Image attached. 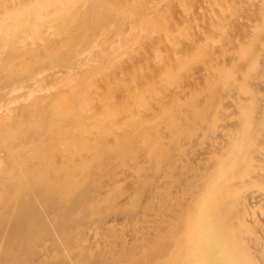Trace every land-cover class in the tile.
<instances>
[{"label":"rangeland","instance_id":"rangeland-1","mask_svg":"<svg viewBox=\"0 0 264 264\" xmlns=\"http://www.w3.org/2000/svg\"><path fill=\"white\" fill-rule=\"evenodd\" d=\"M0 1H2L0 2V8H2V6L14 0ZM142 1L85 0V3L82 1L81 5L80 1L74 6V8L77 7L74 11L73 8L67 11L66 15L63 14L65 20L61 16L63 20H60L66 22L63 23L65 27L62 25L61 30L66 27L68 29H63L60 37L49 36L52 43L48 42L50 41L49 38L47 44H50L45 47L42 46L40 48L42 52H39V49L33 54L35 58H32L33 55H31L25 60L28 63L23 62V65L20 62L17 65L15 63L17 61L12 60H15L17 56L18 51L16 49L2 50L1 48H4V46L0 44V145L3 143L0 147V264H199L195 257L191 255L192 251L196 250L195 245L211 229L221 234L218 235L220 242L217 241V245L215 244L216 246L211 251L216 255L214 259L225 257V255L230 259L215 264H249L245 262L248 257L253 260L252 264H264V222L262 221L264 219V179L262 178V173L264 175V137H262L264 136V0H249V2L252 1L250 4H253L254 1L255 5H252L255 6L254 8L245 6V4L250 5L249 2L245 3L248 0H241V2L234 0L235 3L232 2L233 0H228L229 2L227 0H204L209 5L213 1L217 2L216 6L218 8L214 9L213 18L207 17L210 11L206 10L209 9V7H206L208 6L206 2H203L204 6L203 4L197 5L200 9H195L190 5L196 0H185L184 3L183 0H177L180 3H178L179 6L178 4L175 6L176 10L178 8L176 11L174 5H172V0L166 1V3L169 1V4H165L164 0L159 2H157L158 0H155L156 2L144 0V3ZM197 1L198 4L200 0ZM142 3L144 6H142ZM145 3L151 8H146ZM150 3L153 4L150 5ZM186 3H188L190 11L188 8L185 9ZM239 3L242 7L239 6ZM156 4L158 6L160 4V6L154 11L155 14L153 12V14L148 13L147 11H150L152 6ZM139 5L142 8L145 7L144 11ZM183 5L184 9L182 8V10L187 11L184 13L182 11L181 15L180 9ZM166 6H169V8H166ZM201 6L206 9L203 10ZM226 6L230 7L231 10H233V7L234 11L237 9L236 7L238 9L240 7V10L237 9L239 13L241 12L242 17L246 13L248 18H243V22L239 17L240 14L237 16L234 11V13L232 11L230 13V9L226 12ZM173 7L176 15H174L175 12L171 13ZM249 8L252 12H249ZM169 10L171 11L169 12ZM196 11L197 13H195ZM192 12L195 14L199 12V16L204 14L201 17L198 15L196 17ZM228 12L230 16L227 15V18L225 15ZM190 13L191 15H189ZM210 13L212 14V12ZM15 14L17 18L15 15L14 17L18 21H16L17 23L23 21L20 19L21 17L18 18L20 16L18 13L15 12ZM183 15L186 20L190 17L188 23L192 20L195 22L192 21L193 23L190 22L189 25ZM234 15L237 17L234 18ZM131 16L137 19L131 20ZM153 16L157 18L155 19ZM167 17L172 18H169V21ZM177 17H184V19H180L182 22L185 21L178 24ZM204 17L212 19L216 26H213V21L208 19L207 22ZM256 17H259V19ZM100 18L101 20H99ZM124 18H129L127 21L130 20L131 26ZM195 18L199 19L200 22L202 21L201 23L205 20V23L209 26L200 24L199 20L197 21ZM236 18H240L243 22L242 26L240 25L242 22L236 20ZM171 20L178 25H182L179 26L180 31L178 25L176 27ZM231 20L236 23L237 21L238 23L241 22L239 27ZM245 20H248L250 24ZM105 21H109V25H115H111L112 28L114 27L111 30L116 32V36L114 35V37L113 34L107 35L104 41L108 39V36L117 38V35H119V44L117 41L114 42L116 39H112V37V40L110 38L109 41L107 40V42H110L107 45L106 42H103V39H99L100 35L102 38L105 37L102 32L98 35L95 32L91 33L92 35L88 34L91 25L94 24L95 26ZM119 22H124L123 26L125 24L124 27L127 26L126 28L133 26V29H127L128 33H125L126 28ZM86 23L89 25L88 27H86ZM194 23L197 27L200 24V28L197 29L193 25ZM210 23L212 24L211 29ZM228 23L232 25L229 28L230 30L227 28L229 27ZM80 24L83 26L82 28L79 27ZM117 24H120L119 27L124 32L119 27L116 28ZM244 24L249 27L245 25L248 29H245L246 31L243 28ZM201 26L207 27L202 28ZM77 27L79 30H76ZM170 27L178 29L179 44L177 43V45L179 46H177V52L181 51V54H178L180 58L175 61L176 63L163 65L160 61L166 56L162 54H165L168 49L166 54L170 53L171 47L169 45L166 49V44L164 42L159 44L158 40H161L160 37L163 34L165 36L169 34ZM189 27L191 32L194 30L198 32V34L196 32L197 35L193 32L196 38L193 33H191L193 37L190 35ZM16 28L19 29L20 25L17 24ZM96 28L98 29L99 25ZM199 29H202V33L199 32ZM249 29L251 32L253 31L252 34ZM187 30L189 33H187ZM218 30L222 33L219 34ZM65 31H67L66 34ZM213 31L219 33L214 34L215 39L208 40L209 32ZM236 31L239 35L241 34L239 38L243 36L242 39L245 41L238 38ZM247 31L248 33H246ZM143 32L146 33V37H144L145 35L142 36ZM223 33L225 35H222ZM229 33L235 34L233 37L236 38H232ZM128 34H130V38ZM183 34V38L187 42L183 41L182 38L180 39ZM202 35L204 37H201ZM152 36L154 39L156 38L155 41L158 43L157 52H154V57L157 59L155 58L154 61L151 60L153 56L149 53L145 52L144 54V50L140 53L139 48L138 51L135 49L138 46L137 42L142 37L147 40L148 37L152 38ZM165 36L162 38L163 41L170 37L166 36L165 38ZM199 36L201 39L204 38L201 42ZM229 37L236 40V42L229 40ZM90 38L91 40H89ZM190 38L192 40L195 38L196 45ZM217 39H222L224 43L226 41L228 44L225 43V45L222 40L217 42ZM97 40L98 42H96ZM204 40L213 45L209 46L206 42L205 46ZM62 41L67 42L62 44ZM77 41H80V44L73 45ZM99 41L103 42V44L101 43L102 47ZM17 42H13L12 46L15 47ZM150 42H145V44H150ZM168 42L170 43V41ZM253 42L256 43L255 46ZM217 43L223 44L225 47L218 46ZM105 44L107 48H103ZM214 44H217V47ZM133 45L137 46L133 48ZM202 45L206 49L204 47L201 49ZM147 46L143 48H147ZM46 47H54L55 49L53 48L50 50L52 52H48V49H45ZM100 47L103 49L100 50ZM209 47L216 48V50H212L215 51L213 55L212 51L209 52H212L211 54L208 53L212 49ZM222 47L225 49L227 47L229 50L231 47L235 48H231V52L228 50V54L222 52L225 51V49L222 50ZM132 49L134 50L133 53ZM86 50L89 51L86 52ZM218 50H221L222 56ZM101 51L106 52L102 55ZM217 51L223 60L220 56H217L219 55ZM130 52L133 58H129ZM234 53L237 56L233 55ZM226 54L230 55V58L232 57V61ZM134 55H137V58ZM148 55H150V58ZM168 55L172 57V54ZM209 55L211 56L209 57ZM7 59L11 61L9 62ZM138 59L142 61L141 66L139 63L137 65V62H141ZM145 59H150V62L147 63L149 60L146 61ZM237 59L239 62L243 61L241 63L237 61L239 64H236ZM156 60L160 63L158 65L156 63L155 68L153 66ZM2 61H7L9 64ZM128 61H131L129 64L131 66L128 65ZM51 62L53 65L50 64ZM145 62L149 67L146 68ZM229 63L231 64L229 65ZM125 64L126 66H124ZM159 65L164 66L165 69L168 66L169 68L168 71L166 70L167 73L165 72L162 77L157 78L158 70L156 71V69ZM128 66L131 68L133 66L137 70L135 71ZM161 67H158V69ZM141 68L142 72L139 70ZM143 68L147 71L144 72ZM137 71L139 73H136ZM151 72L155 74V77L151 76ZM106 73H109L108 76ZM133 73H135V76ZM102 74L106 75L108 80L103 78ZM131 76L133 77L131 78ZM150 77L157 80L149 79ZM102 78L107 80L105 81L107 84L104 82V87L98 89L97 84ZM150 80L154 83H150ZM82 81L85 82V86L82 85ZM132 82L134 85H132ZM140 84L142 85L140 86ZM94 85H96L97 90ZM153 85L157 86H155L154 92L151 90ZM136 86L138 92L135 95L133 93L135 89L133 88H136ZM228 88L234 90L231 92L226 91L229 90ZM32 90L39 94L31 95L30 91ZM98 90H102L99 96ZM179 90L186 92L188 96L182 94L183 92L180 93ZM226 92H228V95H226ZM118 95L121 100H125V103L123 101L125 105L119 110L116 107L111 108L110 103L111 98L114 96L113 100H116L119 98ZM95 97H97V101ZM199 99H201L200 102ZM255 100L257 101L255 102ZM222 104H224V107ZM231 109H233V113ZM234 111H236V114ZM146 112L150 115L147 116ZM239 126L240 128H238ZM219 129L223 131H221L224 134L222 137L221 133L218 134ZM118 130L119 132L116 133ZM249 130L251 131L248 132ZM208 131L210 132L209 136H207ZM159 132L162 133L163 138ZM198 132H201V135ZM251 132L255 137H251ZM241 135H243V138ZM219 140L221 143H218ZM203 146L205 147L204 150ZM219 146L223 148L215 150ZM200 147L202 148L200 149ZM206 148L208 149L206 150ZM209 148L212 150H209ZM196 150H202L198 151L200 155ZM200 152L203 154L208 153L205 156ZM202 155L204 157H201ZM224 156L225 159L227 158V162L232 161L229 166L228 163L225 164ZM214 159L217 165H215ZM237 159L239 160L236 161ZM233 161H236V163ZM1 162L3 163L1 164ZM220 164H223L221 171ZM229 169L228 173L227 170ZM118 173H125L123 177L127 181L120 179L119 176L122 175ZM259 173H261L258 176L260 180L258 177L256 179L251 176V174L258 175ZM131 175L132 177H130ZM133 176L135 177V183L132 185ZM120 180L121 182H119ZM128 180L130 183H128ZM235 182L237 183L235 184ZM248 192L251 194V197L248 198L250 201L247 199L249 196H245ZM259 192L263 194H259ZM193 195L194 201L191 200ZM258 195L260 198L257 197ZM186 196H189L188 200L185 199L188 198ZM202 197L205 200H202ZM227 199L231 200L227 202ZM196 202L199 203L198 206ZM190 203L193 206H190ZM194 205L197 206V209ZM186 206L187 208H185ZM189 206L198 211L193 214L197 217L195 216L194 226L190 233L187 228L193 210H190ZM187 210L190 212L188 213ZM232 211L237 212L233 213ZM255 226L259 227L257 231ZM200 230L201 232H199ZM236 234H239V237ZM92 241L95 243L93 244ZM236 241H238L237 244ZM205 243H209V241L205 240ZM83 245H86V251L80 254V248ZM214 259L211 263L214 262ZM234 260L237 263H234Z\"/></svg>","mask_w":264,"mask_h":264},{"label":"bare ground","instance_id":"bare-ground-1","mask_svg":"<svg viewBox=\"0 0 264 264\" xmlns=\"http://www.w3.org/2000/svg\"><path fill=\"white\" fill-rule=\"evenodd\" d=\"M81 1V2H80ZM82 1L84 2L85 0H14V1H12V2H10V3H8L7 5H4V6H2V8H0V44H2L3 46H4V48H1L2 50L3 49H5V50H7V49H16L17 51H18V53H17V56H16V58H15V60L14 59H12L13 61H17V62H15L16 64L18 63V62H20L21 64L23 63V62H25V60L26 59H28L31 55H33V54H35L42 46H46V45H48V44H50V43H48L47 44V41H48V39L50 38L49 36H54V37H60L61 36V33H63L62 32V30L63 29H68L67 27L66 28H63L62 30H61V28H62V25H63V23L65 22H62L60 19H64L65 17L63 16V14H65L67 11H70V10H72L73 8H74V6H76L77 5V3H79L80 2V5H81V3H82ZM109 1V0H108ZM144 1V0H143ZM142 1V2H143ZM152 0H150V2H151ZM155 0H153V2H154ZM157 1V0H156ZM155 1V2H156ZM160 0H158L157 2H159ZM166 1L167 0H164V3L165 4H167L169 1H171V0H169L167 3H166ZM184 1L185 0H183L182 2L184 3ZM192 1V0H191ZM217 1V0H216ZM216 1H213V3L211 2L210 3V5L207 3V1H204V0H200L199 1V3L197 4V0L196 1H194V2H192V4L190 5L192 8H195V9H200V7L198 8V6L197 5H201V4H203V2L205 3L206 2V5H208V6H206V7H209V9H206L205 7L203 8L202 6H201V8H203V10L204 9H206V10H209L210 12H212V14L210 13H208V16L207 17H209V18H213L212 16H213V11H214V9L215 8H218V6H216L217 5V2ZM218 1H221V0H218ZM228 1V0H227ZM229 1H231V0H229ZM228 1V2H229ZM240 2H241V0H239ZM0 2H2V1H0ZM146 2V1H145ZM162 2V1H161ZM172 2V5H174V7L178 4V3H180V2H178L177 0L175 1H171ZM173 2H175V4H173ZM188 2V1H187ZM232 2H234V0L232 1ZM231 2V3H232ZM248 3L249 2V0L248 1H245V3ZM85 3V2H84ZM112 3V2H111ZM144 3V2H143ZM143 3H142V6H144L143 5ZM147 3H148V1H147ZM147 3H145V7L147 8L148 7V9L149 8H151V6H148V4ZM163 3V2H162ZM189 3V2H188ZM188 3H186L187 5H186V8L185 9H187L189 6H188ZM191 3V2H190ZM219 3H221V2H219ZM235 3V2H234ZM234 3H232V4H234ZM244 3V2H243ZM250 3H252V1H250L249 2V4ZM3 4V3H2ZM94 4V3H93ZM146 4H147V6H146ZM151 4H153V3H150V5ZM169 4V3H168ZM182 4V3H181ZM225 4V3H224ZM240 4V3H239ZM253 4H254V1H253ZM253 4H250V5H248V4H245V6H249V7H253L252 5ZM1 5V4H0ZM79 5V4H78ZM162 5V4H161ZM171 5V4H170ZM244 5V4H243ZM255 5V4H254ZM262 5V4H261ZM106 6V5H105ZM126 6V5H125ZM137 6V5H136ZM140 6V5H139ZM142 6H140L141 8H142ZM159 6H160V4H159ZM158 6V4H156V5H154V6H152V9H150V11H147L148 13H154V11L156 10V8H158L159 7ZM164 6V5H163ZM178 6H179V4H178ZM203 6H204V4H203ZM225 6V5H224ZM223 6V7H224ZM230 7H231V5H229ZM237 6H238V4H237ZM240 7H242L241 6V4L239 5ZM263 6V5H262ZM80 7V6H79ZM104 7V6H103ZM114 7V6H113ZM138 7V6H137ZM145 7H143L142 8V10L143 9H145ZM172 7V6H171ZM174 7H173V11H171V10H169V12L171 11V13L172 12H175L174 11ZM227 7V6H226ZM230 7H227L226 8V12L229 10V12L230 11H232V13H236L237 14V16H239V14L241 15V16H239L240 18H241V20L243 21V18H248V15L246 14V13H244L243 15V17H242V14H241V12L239 13V11L238 10H240L241 8L239 7V9H238V7H236L237 9H235V11H234V8L232 7V9L233 10H231V8ZM255 7V6H254ZM253 7V8H254ZM257 7V6H256ZM77 8V7H76ZM76 8H74L73 9V11L76 9ZM133 8V7H132ZM131 8V9H132ZM139 8V7H138ZM166 8H169V6H166ZM182 8L184 9V5H183V7H181V9H180V14L182 15V11H183V13L184 12H186V11H184V10H182ZM258 8V7H257ZM257 8H255V9H257ZM161 9V8H160ZM194 9V10H195ZM250 9V8H249ZM79 10V9H78ZM126 10V9H125ZM136 10V9H135ZM175 10H176V7H175ZM177 10H178V8H177ZM176 10V11H177ZM188 10L190 11V9L188 8ZM222 10V9H221ZM258 10H261V9H258ZM14 11V12H13ZM108 11V10H107ZM133 11V10H132ZM144 11V10H143ZM217 11V10H216ZM223 11V10H222ZM234 11V12H233ZM238 13H237V12ZM242 11H243V8H242ZM15 12L16 13H18L20 16L18 17V18H20V19H22L23 21H19V23H17L18 21L17 20H15V17H16V14H15ZM72 12V11H71ZM76 12V11H75ZM160 12V11H159ZM162 12V11H161ZM201 12V11H200ZM205 12V11H204ZM206 12H208V11H206ZM229 12L228 13H226V15L225 16H230L229 15ZM249 12H252V10L250 9V11ZM88 13V12H87ZM145 13V12H144ZM152 13V14H153ZM163 13V12H162ZM171 13H170V15H171ZM178 13V12H177ZM195 13H197V11L195 12ZM195 13H193L192 12V14H195ZM220 13V12H219ZM231 13V12H230ZM67 14V13H66ZM65 14V15H66ZM72 14V13H71ZM121 14H123V13H121ZM130 14V13H129ZM133 14V13H132ZM132 14H130V15H132ZM155 14V13H154ZM173 14V13H172ZM187 14V13H186ZM186 14H184V15H186ZM204 14V13H203ZM202 14V15H203ZM217 14V13H216ZM251 14V13H250ZM14 15H15V17H14ZM120 15V14H119ZM134 15V14H133ZM168 15V14H167ZM167 15H165V16H167ZM169 15V16H170ZM174 15H176V12L174 13ZM183 15V16H184ZM189 15H191V13L189 14ZM196 15V17H197V15L199 16L200 15V13L198 12V14H195ZM201 15V16H202ZM220 15V14H219ZM61 16H62V18H61ZM104 16V15H103ZM126 17H130L129 15L127 16V15H125ZM134 16H136V15H134ZM157 16V15H156ZM172 16V15H171ZM180 16V15H179ZM187 16V15H186ZM201 16H199V17H201ZM228 16H227V18H228ZM237 16H235L234 15V18L235 17H237ZM257 16H258V14H257ZM106 18H107V16H105ZM124 17V16H123ZM176 17V16H175ZM185 17V16H184ZM184 17H177L178 18V21H179V23L178 24H180V22H182L181 21V19H184ZM193 17V16H192ZM191 17V18H192ZM195 17V16H194ZM205 17H206V14H205ZM204 17V18H205ZM17 18V17H16ZM94 18H95V16H94ZM102 18V17H101ZM101 18L99 19V20H101ZM153 18H157V17H154L153 16ZM168 19L170 18V17H167ZM172 18V17H171ZM170 18V19H171ZM174 18V17H173ZM181 18V19H180ZM203 18V19H204ZM209 18H205L206 19V21L209 19ZM227 18H225V19H227ZM240 18H236V20H239V21H241L240 20ZM256 18H258L259 19V17H256ZM19 19V20H20ZM62 19V20H63ZM104 19V18H103ZM122 19V18H121ZM126 21H127V19H129V18H124ZM132 19H134V20H136L135 18H132V16H131V20ZM170 19H169V21H170ZM194 19V18H193ZM196 19V18H195ZM203 19H201V20H203ZM217 19V18H216ZM249 19H253V18H249ZM65 20V19H64ZM89 20V19H88ZM91 20V19H90ZM95 20H98V19H95ZM98 20V21H99ZM162 20V19H161ZM185 20H186V17H185ZM185 20H183V22L185 21ZM188 20H190V17H189V19ZM188 20H186V23H188ZM197 20V19H196ZM199 20V19H198ZM197 20V21H198ZM213 21L212 19H209V21ZM224 20V19H223ZM233 20V19H232ZM231 20V21H232ZM17 21V22H16ZM94 21V20H93ZM113 21V20H112ZM119 21V20H118ZM126 21H124L125 22V24H127V22H129V24L128 25H130V20H128L127 22ZM139 21H140V19H139ZM173 21H175V19H173ZM172 20H171V22H173ZM193 22H195L194 20H192ZM192 21H189V25L191 24L190 22H192ZM204 22L203 23H201L200 22V20L198 21V22H200V24H207V23H205L206 21L205 20H203ZM230 21V20H229ZM241 21V22H242ZM246 22H248V20H245ZM123 22V23H124ZM170 22V23H171ZM176 22V21H175ZM175 22H173V24L175 23ZM182 22V23H183ZM192 22V23H193ZM208 22V21H207ZM218 22V21H217ZM223 22V21H222ZM225 22V21H224ZM227 22H228V20H227ZM226 22V23H227ZM233 22V21H232ZM240 22V23H241ZM244 22V21H243ZM243 22H242V24H240V23H238V21H237V23L236 22H233V23H236L237 24V26L239 27V24L242 26L243 25ZM251 23H252V21H250ZM255 22V21H254ZM253 22V23H254ZM259 22H260V20H259ZM66 23V22H65ZM88 23V22H87ZM86 23V24H87ZM90 23V22H89ZM97 23V22H96ZM99 23V22H98ZM117 23V22H116ZM120 23V22H119ZM123 23L121 22L120 24H122V26H123ZM132 23V22H131ZM162 23H163V21H162ZM161 23V24H162ZM169 23V22H168ZM168 23H167V27H168ZM169 23V24H170ZM216 23V22H215ZM17 24L18 25H20V28L18 29V28H16L17 27ZM120 24L118 25L117 24V27L116 28H118L119 26H120ZM125 24H124V26H125ZM133 24V23H132ZM177 23H175L174 25L177 27V25H178ZM200 24H199V28H200ZM211 24V23H210ZM212 24H214V21L212 22ZM212 24L210 25V29L212 28ZM218 24V23H217ZM248 24H250L249 22H248ZM14 25H16V26H14ZM99 25V28L97 29L96 27ZM112 26H115V25H113V24H111ZM111 25H109V21H105V22H100L99 24H96L95 26H94V24L93 25H91L90 26V33H88L89 35L91 34V33H94L95 32V34L96 35H98V34H100L101 32L105 35V37L104 38H102V36L100 35L98 38L99 39H103V42H106V44L107 43H110V42H107V40L110 38L109 36H108V39L107 40H105L104 41V39H106L107 37V35H112L113 34V36L115 35L116 36V32H114V30L112 31L111 29H114V27L112 28L111 27ZM185 25V24H184ZM194 26L196 25L195 23L193 24ZM208 25V24H207ZM228 25H229V27H227L228 29L232 26L231 24H229L228 23ZM245 25L248 27V25L247 24H244V26H243V28H244V30L245 29H247L246 27H245ZM81 26V24L79 25V27ZM84 26H86V25H84ZM89 25L87 24V26L86 27H88ZM121 26V27H122ZM123 26V27H124ZM131 26V25H130ZM165 26V25H164ZM170 26V25H169ZM179 26H182V25H178V29H179V31H180V28H179ZM188 26V25H187ZM186 26V27H187ZM209 26V25H208ZM213 26H216L215 24L213 25ZM227 26V25H226ZM235 26V25H234ZM63 27H65L64 25H63ZM83 26H81V28H82ZM122 27V28H123ZM127 27V26H126ZM126 27H124V28H126ZM172 27V26H171ZM170 27V28H171ZM176 27L173 29V28H171V29H169V34L168 35H166L167 37H169L168 39H170V40H168L167 38H166V36L163 34V36H165V40L167 41H163L162 40V38H163V36L162 37H160V39L162 40H160L161 41V43H160V41L158 40V43L159 44H163V42H164V44H166V49H168V47H169V45H170V47H171V49H170V51L172 52H170V53H167L166 54V52L169 50H166V52H165V54H162V55H165L166 57L165 58H163L160 62L163 64V65H169L170 63H171V65H172V63L174 62V63H176L175 61L177 60H179V53L181 52H177V46H179V45H177V43L179 42L178 40H179V32H178V29H176ZM193 27V26H192ZM197 29H198V27L197 26H195ZM202 27V26H201ZM204 27H207V26H204ZM204 27H202V28H204ZM78 28V27H77ZM133 29V26L132 27H129V28H126V31H125V33L128 31L127 29ZM169 28V27H168ZM167 28V29H168ZM235 28V27H234ZM249 28V27H248ZM76 29V28H75ZM119 29H120V27H119ZM189 29H190V27H189ZM209 29V28H208ZM208 29H206V30H208ZM225 29V28H224ZM227 29V30H228ZM76 30H79V28L78 29H76ZM82 30V29H81ZM120 30H122V29H120ZM141 30V29H140ZM201 30L202 29H199V32H201ZM220 30V29H219ZM218 30V31H219ZM230 30V29H229ZM241 30H242V28H241ZM248 30V29H247ZM73 31V30H72ZM132 31V30H131ZM167 31V30H166ZM203 31H204V29H203ZM211 31V30H210ZM221 31H223L222 29H221ZM221 31H219V32H217V31H213V32H209L210 34H209V39L208 40H210V39H212V38H214V34H217V33H219V34H221L222 32ZM243 31V30H242ZM246 31V30H245ZM249 31H250V29H249ZM66 32L67 31H65V34H66ZM69 32V31H68ZM122 32H124L123 30H122ZM195 34H196V32H195V30L193 31ZM193 32H191V29H190V35L192 36V34L191 33H193ZM206 32V31H205ZM217 32V33H216ZM234 32H235V29H234ZM237 32V31H236ZM244 32V31H243ZM251 32V31H250ZM253 32V31H252ZM252 32H251V34H252ZM81 33V32H80ZM83 33H84V31H83ZM87 33V32H86ZM118 33V32H117ZM128 33V32H127ZM131 33V32H130ZM137 33V32H136ZM153 33V32H152ZM184 33V32H183ZM187 33H189L188 32V30H187ZM193 33V36L195 35ZM202 33V32H201ZM226 33H228V32H226ZM233 33V32H232ZM246 33H248V31L246 32ZM64 34V35H65ZM69 34H71V32H69ZM74 34V33H73ZM102 34V35H103ZM120 34V33H119ZM167 34V33H166ZM185 34V33H184ZM184 34L182 35V37H180V39L182 38V40L183 41H185V42H187L186 40H185V38H183V36H184ZM197 34H198V32H197ZM196 34V35H197ZM206 34V33H205ZM208 34V33H207ZM237 36H238V38H239V36L241 35H239V33L237 32ZM63 35V36H64ZM67 35H68V33H67ZM77 35V34H76ZM76 35H74V36H76ZM92 35V34H91ZM103 35V36H104ZM129 36V38H130V34H128ZM145 35V36H144ZM148 35H151V34H148ZM188 35V34H187ZM201 35V34H200ZM222 35H225L224 33L222 34ZM229 35L230 36H232V38H236V37H233V36H235V34L233 35V34H230L229 33ZM249 35H250V33H249ZM256 35V34H255ZM263 35V34H262ZM71 36V35H70ZM95 36V35H94ZM113 36H111V38L113 37ZM114 36V37H115ZM119 35H117V38H112V39H116L114 42H116L117 41V43H118V40L120 39L119 37H118ZM135 36V35H134ZM142 36H144V37H146V33L144 34V32H143V34H142ZM181 36V35H180ZM192 36V37H193ZM216 36V35H215ZM252 36H254V35H252ZM68 37H69V35H68ZM89 37H91V36H89ZM186 38H187V36H185ZM195 38H196V36H194ZM200 37V36H199ZM201 37H204V35H202ZM201 37L199 38L200 39V42L204 39H201ZM226 37H227V34H226ZM225 37V38H226ZM243 37V36H242ZM242 37L241 38H239V39H241V40H244V39H242ZM246 37V36H245ZM263 37V36H262ZM71 38H73V37H71ZM70 38V39H71ZM77 38H79V37H77ZM85 38V37H84ZM92 38V37H91ZM91 38L89 39V40H91ZM97 38V39H98ZM110 38V39H111ZM132 38V37H131ZM140 38V37H139ZM149 38L150 37H148L147 38V40H146V38L144 39L143 37L141 38V40L140 41H138L137 43H138V46L137 45H133V48H134V46H137V47H135V49H136V51H138V48L140 49L139 51H140V53L143 51L144 52V54H145V52H147V54L149 53L150 55H152L153 57L155 56V53L157 52V48H158V43H157V41H155V39H154V37L152 36V38H150V41H153V42H150L149 41ZM194 38V39H195ZM220 38V37H219ZM222 38V37H221ZM231 37H229V40H231V41H233L234 39H232ZM247 38V37H246ZM245 38V39H246ZM56 39V38H55ZM66 39V38H65ZM98 39V40H99ZM111 39V40H112ZM151 39H154V40H151ZM159 39V38H158ZM191 39V38H190ZM192 40L193 42L195 41V40ZM199 39H197V40H199ZM206 39V38H205ZM215 39V38H214ZM51 38H50V41H48V42H51ZM85 40V39H84ZM88 40V41H89ZM98 40L96 41V42H98ZM146 40V41H145ZM220 40H222V39H217V42H221ZM247 40V39H246ZM257 40V39H256ZM15 41H18L17 42V44L15 45V47H14V45L12 46V44H14L13 42H15ZM57 41V40H56ZM67 41H68V39H67ZM67 41H64V42H67ZM100 41H102V40H100ZM99 41V42H100ZM109 41V40H108ZM120 41V40H119ZM134 41V40H133ZM168 41H170V43L168 42ZM181 41V40H180ZM190 41V40H189ZM245 41V40H244ZM259 41V40H258ZM261 41V40H260ZM54 42H55V40H54ZM54 42H53V45H54ZM58 42H59V40H58ZM63 41H62V44L64 43ZM103 42H100L99 44H100V46L102 47V44H103ZM145 42L146 43H148V42H150V44H145ZM166 42V43H165ZM182 42V41H181ZM184 42V43H185ZM204 42V45L206 46V42L209 44V46L210 45H213V44H210V42H208L207 40L205 41H203ZM203 42H202V44H203ZM222 42L224 43V41L222 40ZM236 42V40H234V43ZM240 42H242V41H240ZM247 42V41H246ZM52 43V42H51ZM60 43V42H59ZM102 43V44H101ZM168 43V44H167ZM212 43H213V40H212ZM225 43L226 44H228V42H226L225 41ZM224 43V44H225ZM230 43H233V42H230ZM243 43V42H242ZM254 43V42H253ZM78 44H80V41H77L75 44H73V45H78ZM92 44H94V43H92ZM96 44V43H95ZM105 44V45H106ZM119 44V43H118ZM145 44V45H144ZM179 44V43H178ZM181 44V43H180ZM194 44H195V42H194ZM199 44V43H198ZM207 44V45H208ZM218 44V43H217ZM217 44H214V46H216ZM225 44V45H226ZM237 44V43H236ZM257 44H258V42H257ZM60 45V44H59ZM86 45V44H85ZM105 45H103L104 47L103 48H107V45L105 46ZM144 45V46H143ZM186 45H187V43H186ZM190 45V44H189ZM192 45V44H191ZM196 45V44H195ZM220 45V43L218 44V46ZM234 45V44H233ZM238 45V44H237ZM254 46L256 45V43H254L253 44ZM91 46V45H90ZM93 46V45H92ZM111 46V45H110ZM145 46H147V48H143V47H145ZM168 46V47H167ZM181 46V45H180ZM188 46V45H187ZM220 46H223V44L222 45H220ZM232 46V45H231ZM54 47H55V45H54ZM54 47H50V48H48V47H46L45 49H48V52H52V51H50V50H52ZM84 47V46H83ZM88 47V46H87ZM87 47H86V49H87ZM97 47V46H96ZM95 47V48H96ZM100 47V50L101 49H103V48H101ZM184 47H185V44H184ZM204 46L202 45L201 46V49L203 48ZM217 47V46H216ZM223 47H225V46H223ZM222 47V50H224L225 48H223ZM258 47H260L259 45H258ZM92 48H94V47H92ZM91 48V49H92ZM94 48V49H95ZM98 48H99V45H98ZM120 48H121V46H120ZM160 48V47H159ZM163 48V47H162ZM180 48V47H179ZM187 48V47H186ZM191 48V47H190ZM205 48V47H204ZM209 48H212V47H209ZM208 48V49H209ZM228 48H230V47H228ZM231 48H235V47H231ZM231 48H230V50H231ZM257 48V47H256ZM0 49V50H1ZM55 49V48H54ZM206 49V48H205ZM218 49V48H217ZM237 49H238V47H237ZM99 50V49H98ZM99 50V51H100ZM118 50V49H117ZM182 50V49H181ZM185 50V49H184ZM212 50H216V48H212L211 50H209L208 51V53L210 52V51H212ZM229 49H227V47H226V49H225V51H222V52H227ZM229 50V52H231ZM239 50H240V48H239ZM257 50V49H256ZM263 50V49H262ZM10 51V50H9ZM8 51V52H9ZM41 51V49L39 50V52ZM89 51V50H88ZM87 50H86V52H88ZM107 51V50H106ZM106 51H101L102 52V55H103V53L104 52H106ZM132 51V53H133V49L131 50ZM178 51H179V49H178ZM202 51V50H201ZM218 51H220V53H221V50H218ZM217 51V52H218ZM234 51V50H233ZM252 51H254V50H252ZM42 52V51H41ZM101 52H99L100 54H101ZM155 52V53H154ZM207 52V51H206ZM213 52V51H212ZM211 52V53H212ZM234 52H237V51H234ZM255 52V51H254ZM260 52V51H259ZM83 53V52H82ZM151 53H153V54H151ZM164 53V52H163ZM202 53V52H201ZM211 53H209V54H211ZM215 53V51L212 53V55ZM228 53V52H227ZM233 53V52H232ZM231 53V54H232ZM252 54H253V52H251ZM256 53V52H255ZM42 54V53H41ZM40 54V55H41ZM88 54V53H87ZM137 55L139 54V52L138 53H136ZM147 54H146V56H147ZM168 54H172V57H171V55L169 56ZM181 54V53H180ZM218 54H219V52H218ZM229 54V53H228ZM228 54H226V56L228 55ZM238 54H240V53H238ZM242 54V53H241ZM240 54V55H241ZM130 57L129 58H131L133 55H131V52H130ZM136 55V56H137ZM141 55H143V53L141 54ZM150 55H148V57L150 58ZM169 57H168V56ZM183 55V54H182ZM233 55H235V53L233 54ZM233 55H231V56H233ZM243 55V54H242ZM49 56V55H48ZM62 56V55H61ZM135 55H134V57H136ZM151 56V57H152ZM211 55H209V57H210ZM218 57L220 56V54L219 55H217ZM221 56H222V53H221ZM220 56V57H221ZM235 56H237V55H235ZM100 57V56H99ZM143 57V59L145 58L144 57V55L142 56ZM151 58V60L153 59V61H154V59L156 58V57H154V58ZM160 57V56H159ZM208 57V58H209ZM214 57V56H213ZM12 58V57H11ZM32 58H35L34 57V55H33V57ZM102 58V57H101ZM133 58V57H132ZM137 58V57H136ZM140 59H142L141 57H139ZM207 58V59H208ZM212 58V57H211ZM226 57H225V55H224V59H225ZM228 58L229 59H231L230 58V55H228ZM243 58V57H242ZM10 59V58H9ZM9 59H7V61H11V60H9ZM96 59V58H95ZM140 59H138V60H140ZM147 59V58H146ZM145 59V60H146ZM157 59V58H156ZM159 59V58H158ZM216 59V58H215ZM214 59V60H215ZM221 59H222V57H221ZM233 59H235V58H233ZM249 59V58H248ZM264 59V58H263ZM30 60V59H29ZM53 60V59H52ZM60 60H62V59H60ZM84 60V59H83ZM86 60V59H85ZM88 60V59H87ZM134 60V59H133ZM133 60H131L132 62H133ZM137 60V59H136ZM149 60V61H148ZM148 60H146V61H148L147 63H149L150 62V59H148ZM220 60V59H219ZM223 60V59H222ZM251 60V59H250ZM6 61V62H7ZM13 61H12V63H13ZM33 61V60H32ZM51 61V60H50ZM54 61V60H53ZM82 61V60H81ZM130 61V62H131ZM141 61V60H140ZM153 61H152V63H153ZM217 61V60H216ZM227 61H228V59H227ZM230 61V60H229ZM231 61H232V59H231ZM238 61V59L236 60V62ZM243 61V60H242ZM241 61V62H242ZM247 61V60H246ZM245 61V62H246ZM260 61V60H259ZM3 62V61H2ZM5 61L3 62V63H6ZM36 62V61H35ZM129 62V61H128ZM127 62V63H128ZM130 62L128 63V65L130 64ZM143 62H144V60H143ZM160 62H158L157 60H156V62L154 63V66L153 67H155V65H156V63H157V65H158V63H160ZM224 62H225V60H224ZM239 62V61H238ZM236 63V64H239V63H241V62H239V63ZM249 62V61H248ZM261 62V61H260ZM8 63V62H7ZM25 63H28V62H25ZM84 63V62H83ZM126 63V64H127ZM138 63H139V65L142 63V61L141 62H137V65H138ZM146 63V62H145ZM147 63H146V65H147ZM9 64V63H8ZM33 64V63H32ZM50 64H52V62L50 63ZM126 64L124 65V66H126ZM136 64V63H135ZM135 64H132V65H135ZM151 64V63H150ZM149 64V65H150ZM225 64V63H224ZM231 63H229V65H230ZM244 64V63H243ZM10 65H12L11 63H10ZM14 65V64H13ZM18 65V64H17ZM16 65V66H17ZM23 65V64H22ZM44 65V64H43ZM53 65V64H52ZM72 65V64H71ZM142 65V64H141ZM140 65V66H141ZM145 65V64H144ZM143 65V66H144ZM156 65V66H157ZM161 65V64H160ZM158 66V67H161V66ZM229 65H227V66H229ZM247 65V64H246ZM245 65V66H246ZM76 66V65H75ZM123 66V65H122ZM129 66H131V65H129ZM128 66V67H129ZM136 66V65H135ZM199 66V65H198ZM22 67V66H21ZM51 67V66H50ZM49 67V68H50ZM74 67V66H73ZM119 67V66H118ZM137 67V66H136ZM145 67V66H144ZM147 67H149L148 65L146 66V68ZM152 67V68H153ZM158 67H157V69H156V71L158 70V72H157V75H156V77L157 78H159V77H162L163 75L162 74H164L165 72L167 73V71H168V68H169V66L167 67V69H165V67L163 66V67H161V68H159L158 69ZM234 67V66H233ZM237 67V66H236ZM48 68V69H49ZM52 68V67H51ZM129 68H131V67H129ZM128 68V69H129ZM132 68H133V66H132ZM131 68V69H132ZM140 68V67H139ZM156 68V67H155ZM228 68V67H227ZM230 68V67H229ZM17 69V68H16ZM15 69V70H16ZM127 69V70H128ZM193 69V68H192ZM195 69V68H194ZM199 69H201V68H199ZM231 69V68H230ZM259 69V68H258ZM111 70H112V68H111ZM126 70V69H125ZM124 70V71H125ZM130 70V69H129ZM133 70H137V69H135V68H133ZM141 72H142V68L141 69H139ZM138 70V71H139ZM143 70H144V72L145 71H147V69H144L143 68ZM151 70H155V69H151ZM167 70V71H166ZM233 70H234V68H233ZM241 70V69H240ZM264 70V69H263ZM38 71V70H37ZM116 71V70H115ZM118 71V70H117ZM136 72V73H139V72ZM149 71V70H148ZM259 71V70H258ZM132 72V71H131ZM150 72V71H149ZM149 72H146V73H149ZM154 72V71H153ZM153 72H151L152 73V75L151 76H154L155 74L153 73ZM262 72V71H261ZM261 72H258V73H261ZM111 73H112V71H111ZM145 73V74H146ZM194 73V72H193ZM201 73V72H200ZM264 73V72H263ZM34 74V73H33ZM32 74V75H33ZM107 74V76H108V74L109 73H106ZM118 74H119V72H118ZM135 73H133V75H134ZM141 74V73H140ZM144 74V75H145ZM229 74V73H228ZM231 74V73H230ZM239 74V73H238ZM262 74V73H261ZM31 75V76H32ZM97 75H99V74H97ZM103 75V74H102ZM128 75H131V74H128ZM137 75V74H136ZM148 75V74H147ZM149 75V76H150ZM193 75V74H192ZM201 75V74H200ZM101 76V75H100ZM104 76V75H103ZM135 76V75H134ZM139 76V75H138ZM149 76H147V77H149ZM184 76V75H183ZM229 76V75H228ZM258 76V75H257ZM8 77V76H7ZM102 77V76H101ZM100 77V78H101ZM118 77V76H117ZM133 76H131V78H132ZM155 77V76H154ZM190 77V76H189ZM195 77V76H194ZM22 78V77H21ZM78 78V77H77ZM76 78V79H77ZM103 78H107L106 77V75L103 77ZM100 79V81H99V83H98V81H97V86L99 87L98 89H100L101 87H104V85H105V83L107 84V82H105V81H107L108 80V78H107V80H105V79ZM119 78V77H118ZM129 79H130V77H128ZM139 78H143V77H139ZM164 78H165V76H164ZM163 78V79H164ZM201 78H202V76H201ZM223 78H226V77H223ZM228 78V77H227ZM235 78V77H234ZM31 79V78H30ZM96 79H98V78H96ZM112 79V78H111ZM136 79V78H135ZM149 79H152V80H154L153 78H149ZM194 79H196V78H194ZM258 79V78H257ZM44 80V79H43ZM130 80H132V79H130ZM145 80V79H144ZM146 80H148V79H146ZM152 80H150V83H152L151 81ZM155 80H157V79H155ZM224 80V79H223ZM222 80V81H223ZM236 80V79H235ZM241 80V79H240ZM5 81V80H4ZM17 81V80H16ZM84 81V80H83ZM82 81V82H83ZM138 81V80H137ZM160 81V80H159ZM189 81V80H188ZM200 81V80H199ZM202 81V80H201ZM221 81V82H222ZM226 81V80H225ZM105 82V83H104ZM112 82V81H111ZM135 82V81H134ZM190 82V81H189ZM228 82V81H227ZM232 82H233V80H232ZM110 83V82H109ZM138 83V82H137ZM154 83V82H153ZM152 83V84H153ZM36 84V83H35ZM96 84V83H95ZM222 84H224V83H222ZM222 84H219V85H222ZM227 84V83H226ZM235 84V83H234ZM22 85V84H21ZM37 85V84H36ZM64 85V84H63ZM82 85L83 86H85L86 84H85V82H83L82 83ZM127 85V84H126ZM132 85H134L133 84V82H132ZM135 85H136V82H135ZM138 85V84H137ZM142 84H140V86H141ZM161 85V84H160ZM186 85V84H185ZM204 85V84H203ZM228 85V84H227ZM233 85V84H232ZM38 86H39V84H38ZM37 86V87H38ZM95 86L96 85H94V88H95ZM156 86V85H155ZM155 86L153 85V86H151V90H153V92L155 91L154 90V88H155ZM200 86V85H199ZM205 86V85H204ZM229 86V85H228ZM5 87V86H4ZM19 87V86H18ZM24 87V86H23ZM31 87V86H30ZM126 87V86H125ZM131 87V86H130ZM130 87H128V88H130ZM133 87V86H132ZM139 87V86H138ZM157 87V86H156ZM97 88V87H96ZM95 88V89H96ZM231 88V87H230ZM230 88H228L229 90H226V91H229V92H231V91H233V90H230ZM261 88V87H260ZM35 89V88H34ZM37 89H39V88H37ZM102 89V88H101ZM133 89H135L134 91H133V93L135 94V93H137L138 92V88H137V86H136V88H133ZM132 89V90H133ZM150 89V88H149ZM157 89V88H156ZM232 89V88H231ZM97 90V89H96ZM104 90V89H103ZM121 90V89H120ZM124 90H125V88H124ZM127 90V89H126ZM99 92H97L98 93V96L100 95V92L102 91V90H98ZM122 91V90H121ZM180 91V90H179ZM31 92V95H34L35 93H36V91L35 90H32V91H30ZM115 92H117L116 90H115ZM123 92V91H122ZM181 92H183V91H180V93ZM222 92V91H221ZM28 93H29V91H28ZM76 93V92H75ZM131 93V92H130ZM176 93V92H175ZM227 94L226 95H228V92H226ZM233 93V92H232ZM15 94V93H14ZM39 94V93H38ZM37 93L35 94V95H38ZM153 94V93H152ZM182 94H186V92L184 93H182ZM253 94V93H252ZM251 94V95H252ZM116 95V94H115ZM123 95V94H122ZM121 95V96H122ZM127 95V94H126ZM130 95H132V94H130ZM136 95V94H135ZM187 95V94H186ZM225 95V96H226ZM230 95H231V93H230ZM242 95V94H241ZM96 96V95H95ZM119 96V95H118ZM124 96V95H123ZM170 96V95H169ZM188 96V95H187ZM237 96V95H236ZM235 96V97H236ZM22 97H24V96H22ZM240 97H242V96H240ZM250 97V96H249ZM257 97V96H256ZM13 98V97H12ZM97 97H95V99H96ZM99 98H101V97H99ZM113 98H115L114 96H113ZM113 98H111V101H110V103H111V108L113 107V109L116 107L118 110L119 109H121V108H123V106L125 105L124 103H125V100H121V98H120V96H119V98L118 99H116V100H113ZM182 98V97H181ZM258 98V97H257ZM261 98V97H260ZM15 99V98H14ZM122 99H123V97H122ZM170 99V98H169ZM263 99V98H262ZM6 100V99H5ZM12 100V99H11ZM21 100H22V98H21ZM29 100V99H28ZM100 100V99H99ZM200 100L201 99H199V102H200ZM203 100V99H202ZM234 100V99H233ZM236 100V99H235ZM4 101V100H3ZM15 101V100H14ZM96 101H97V99H96ZM123 101H124V103H123ZM257 100H255V102H256ZM10 102H12V101H10ZM167 102V101H166ZM230 102V101H229ZM235 102V101H234ZM26 103V102H25ZM96 103V102H95ZM228 103V102H227ZM227 103H225V105H227ZM98 104V103H97ZM153 104V103H152ZM229 104V103H228ZM231 104V103H230ZM223 105V107H224V104H222ZM241 105V104H240ZM14 106H17V105H14ZM153 107H154V105H152ZM5 107V106H4ZM21 107V106H20ZM226 107H228V105L226 106ZM241 107V106H240ZM254 107V105L252 106V108ZM257 107V106H256ZM16 108V107H15ZM30 108V106L28 107V109ZM98 108V107H97ZM184 108V107H183ZM236 108V107H235ZM185 109V108H184ZM12 110V109H11ZM14 110V109H13ZM16 110V109H15ZM109 110V109H108ZM141 110V109H140ZM183 110V109H182ZM233 109H231V111H232ZM235 110V109H234ZM263 110H264V108H263ZM30 111V110H29ZM221 111V110H220ZM192 112V111H191ZM222 112V111H221ZM224 112V111H223ZM235 112V114H236V111H234ZM238 112V111H237ZM145 113V112H144ZM147 114H148V112H146ZM232 113H233V111H232ZM146 114V115H147ZM21 115V114H20ZM150 114H148L147 116H149ZM175 115V114H174ZM220 115V114H219ZM222 115H224V114H222ZM230 115V114H229ZM11 116V115H10ZM227 117H228V115H226ZM33 117V116H32ZM170 117V116H169ZM151 118V117H150ZM242 120V119H241ZM235 121V120H234ZM197 122V121H196ZM236 122V121H235ZM4 123V122H3ZM206 123V122H205ZM224 123V122H223ZM223 123H221L223 126H224V124ZM232 123H233V121H232ZM236 124V123H235ZM238 124V123H237ZM167 125V124H166ZM221 125V126H222ZM220 125L218 124V127H219ZM222 126V127H223ZM206 127V126H205ZM217 127V128H218ZM235 127V126H234ZM118 128V127H117ZM146 128V127H145ZM225 128V127H224ZM238 128H240V126L238 127ZM256 128V127H255ZM125 129V128H124ZM162 129V128H161ZM201 129V128H200ZM205 129V128H204ZM228 129V128H227ZM252 129H254V127H252ZM251 129V130H252ZM127 130V129H126ZM147 130V129H146ZM159 130H160V128H159ZM158 130V131H159ZM251 130H249L248 132H250ZM256 130V129H255ZM4 131V130H3ZM216 131H217V129H216ZM222 131V130H221ZM221 131H220V129H219V133L218 134H220L221 133ZM253 131V130H252ZM257 131V130H256ZM255 131V132H256ZM117 132H119V130L118 131H116V133ZM162 133H164L163 131H161ZM223 132V131H222ZM226 132V131H225ZM3 133V132H2ZM115 133V132H114ZM130 133V132H129ZM145 133V132H144ZM147 133V132H146ZM154 133V132H153ZM161 133V134H162ZM210 132L208 131V133H207V136H209L208 134H209ZM159 134H160V132H159ZM160 134V135H161ZM198 134L199 135H201V132H198ZM216 134V133H215ZM217 134V135H218ZM125 135V134H124ZM164 135H165V133H164ZM163 135V136H164ZM167 135V134H166ZM194 136L195 135H197V134H193ZM224 134H222L221 133V137L223 136ZM245 135V134H244ZM251 135H252V132H251ZM251 135H249V136H251ZM154 136V135H153ZM193 136V137H194ZM198 136V135H197ZM220 136V135H219ZM243 135H241V137H242ZM249 136H248V138H249ZM10 137V136H9ZM161 137H162V135H161ZM218 137V136H217ZM252 138L253 137H255V136H251ZM262 137H264V136H262ZM110 138V137H109ZM157 138V137H156ZM163 138V137H162ZM211 138V137H210ZM225 138V137H224ZM233 138H234V136H233ZM239 138V137H238ZM243 138V137H242ZM5 139V138H4ZM90 139V138H89ZM120 139V138H119ZM193 139V138H192ZM206 139V138H205ZM235 139H236V137H235ZM255 139V138H254ZM253 139V140H254ZM256 139H258V138H256ZM206 140H208V139H206ZM205 140V141H206ZM214 140V139H213ZM221 140V139H220ZM218 141V143L220 142L221 143V141ZM249 140V139H248ZM166 141V140H165ZM204 141V142H205ZM240 141H242V140H240ZM145 142V141H144ZM168 142V141H167ZM208 142V141H207ZM213 142V141H212ZM217 142V141H216ZM236 142H238V141H236ZM256 142H257V140H256ZM40 143V142H39ZM160 143V142H159ZM163 143V142H162ZM225 143H226V141H225ZM247 143V142H246ZM208 144V143H207ZM228 144V143H227ZM2 145H3V143H2ZM2 145H0V147L2 146ZM218 145V144H217ZM225 145V144H224ZM224 145H222V146H224ZM247 145V144H246ZM245 145V146H246ZM32 146V145H31ZM208 146V145H207ZM216 146V145H215ZM214 146V147H215ZM26 147V146H25ZM199 147V146H198ZM191 148H192V145H191ZM202 147H200V149H201ZM218 148V149H217ZM217 148H215V150H220L221 148H223V147H221L220 148V146L219 147H217ZM220 148V149H219ZM243 148H244V146H243ZM1 149V148H0ZM28 149V148H27ZM188 149V148H187ZM189 149H190V147H189ZM205 149V147L203 146V150ZM208 148H206V150H207ZM211 148H209V150H210ZM230 149V148H229ZM136 150V149H135ZM208 150V151H209ZM212 150V149H211ZM214 150V149H213ZM214 150V151H215ZM227 150V149H226ZM244 150V149H243ZM246 150V149H245ZM186 151H188V150H186ZM197 151V150H196ZM198 151H202V150H198ZM198 151H197V153H198ZM232 151V150H231ZM7 152V151H6ZM35 152H36V150H35ZM35 152H34V155H35ZM217 152V151H216ZM33 153V152H32ZM54 153V152H53ZM56 153V152H55ZM183 153H185V152H183ZM191 153V152H190ZM195 153V152H194ZM201 154H203L202 152H200ZM206 153H208V152H205L203 155H205ZM211 153V152H210ZM234 153V152H233ZM242 153H244V152H242ZM249 153H251V151H249ZM0 154H1V151H0ZM58 154V153H57ZM199 154V153H198ZM197 154V155H198ZM212 154V153H211ZM245 154V153H244ZM257 154V153H256ZM261 154H262V152H261ZM178 155V154H177ZM196 155V154H195ZM200 155V154H199ZM201 156V157H204V156ZM237 155H239V154H237ZM57 156V155H56ZM102 156V155H101ZM182 156V155H181ZM187 156V155H186ZM191 156V155H190ZM206 156V155H205ZM233 156H235V155H233ZM254 156V155H253ZM256 156V155H255ZM32 157V156H31ZM188 157V156H187ZM196 157V156H195ZM209 157V156H208ZM232 157V156H231ZM238 157V156H237ZM259 157V156H258ZM14 158V157H13ZM190 158V157H189ZM198 158V157H197ZM253 158V157H252ZM257 158V157H256ZM1 159H3V158H1ZM32 159V158H31ZM58 159V158H57ZM84 159V158H83ZM184 159V158H183ZM193 159V158H192ZM198 159H200V158H198ZM213 159V158H212ZM224 159H225V156H224ZM227 159V158H226ZM226 159H225V161H226ZM229 159V158H228ZM232 160H233V158H231ZM260 160H261V158H259ZM77 160V159H76ZM79 160V159H78ZM204 160V159H203ZM239 159H237L236 161H238ZM3 161V160H2ZM56 161H58V160H56ZM55 161V162H56ZM213 161V160H212ZM214 161H215V159H214ZM213 161V162H214ZM224 161V160H223ZM222 161V162H223ZM224 161V162H225ZM236 161H233L234 163H236ZM36 162V161H35ZM193 162V161H192ZM221 162V163H222ZM223 162V163H224ZM230 162H232L231 160L229 161V162H225V164L226 163H228L227 165L229 166V163ZM3 162H1V164H2ZM179 163V162H178ZM215 163H216V161H215ZM238 163V162H237ZM203 164V163H202ZM231 164V163H230ZM244 164V163H243ZM196 165V164H195ZM215 165H217V163L215 164ZM219 165V164H218ZM221 165V164H220ZM223 165V164H222ZM222 165H221V167H219V166H217V167H219L220 168V171H221V168H222ZM227 165H224L225 167L227 166ZM233 165V164H232ZM237 166H238V164H236ZM235 166V165H234ZM233 166V167H234ZM189 167V166H188ZM209 167V166H208ZM239 167H240V164H239ZM244 167V166H243ZM227 168H229V167H227ZM236 168V167H235ZM234 168V169H235ZM6 169H10V168H6ZM115 169H116V167H115ZM119 169V168H118ZM239 169H241V168H239ZM127 170H129V169H127ZM228 171V173H229V171H230V169L229 170H227ZM239 171V170H238ZM124 172H128V171H124ZM190 172V171H189ZM208 172V171H207ZM206 172V173H207ZM234 172V171H233ZM236 172V171H235ZM234 172V173H235ZM12 173V172H11ZM50 173V172H49ZM111 173V172H110ZM129 173H131V172H129ZM221 173H223V172H221ZM234 173H232V174H234ZM238 173V172H237ZM256 173H258V172H256ZM58 174H60V173H58ZM79 174V173H78ZM119 174V173H118ZM121 174V173H120ZM119 174V175H120ZM125 174V173H124ZM124 174H121L122 176H119L120 177V179H124V177H123V175ZM127 174V173H126ZM133 174V173H132ZM174 174V173H173ZM183 174V173H182ZM231 174V175H232ZM261 173H259L258 175H252L251 174V176H253L254 178H256V179H258L259 177V175H260ZM77 175V174H76ZM86 175V174H85ZM130 175V174H129ZM136 175V174H135ZM139 175V174H138ZM176 175V174H175ZM229 175V174H228ZM227 175V176H228ZM236 175V174H235ZM126 176V175H125ZM190 176V175H189ZM207 177H208V175H206ZM256 176V177H255ZM262 178L264 179V175H263V173H262ZM52 177V176H51ZM117 177V176H116ZM122 177V178H121ZM130 177H132V175L130 176ZM134 177V176H133ZM173 177V176H172ZM207 177H206V179H207ZM218 177V176H217ZM229 177V176H228ZM258 177V178H257ZM94 178V177H93ZM126 178V177H125ZM127 178H128V176H127ZM213 178V177H212ZM250 178V177H249ZM117 179H119V178H117ZM130 179H133V178H130ZM205 179V180H206ZM215 180V179H214ZM247 180V179H246ZM259 180H260V178H259ZM258 180V181H259ZM81 181V180H80ZM116 181V180H115ZM124 181H127L126 179H124ZM129 181V180H128ZM242 181H244V180H242ZM60 182V181H59ZM119 182H121V180L119 181ZM239 182H240V180H239ZM246 182V181H245ZM244 182V183H245ZM252 182V181H251ZM263 182V181H262ZM123 183V182H122ZM121 183V184H122ZM126 183V182H125ZM128 183H130V181L128 182ZM132 185L135 183V177H134V179L132 180ZM176 183V182H175ZM237 182H235V184H236ZM249 183V182H248ZM114 184H115V182H114ZM122 185H124V184H122ZM248 185V184H247ZM113 186V185H112ZM111 186V187H112ZM121 186V185H120ZM136 186V185H135ZM110 187V186H109ZM200 187V186H199ZM120 188H123V187H120ZM126 189V188H125ZM136 189V188H135ZM134 189V190H135ZM106 190V189H105ZM253 190V189H252ZM251 190V191H252ZM196 191V190H195ZM255 191H257V190H255ZM175 192V191H174ZM244 192V191H243ZM106 193H107V190H106ZM109 193V192H108ZM179 193V192H178ZM193 193V192H192ZM261 192H259V194H260ZM191 194V193H190ZM247 194V193H246ZM249 194V195H248ZM248 194L247 195H245L246 197L247 196H249V197H247V199L248 198H250L251 197V194L248 192ZM261 194H263V193H261ZM128 195V194H127ZM130 195V194H129ZM199 195V194H198ZM100 196H101V194H100ZM110 196H111V194H110ZM131 196V195H130ZM254 197H255V195H253ZM102 197V196H101ZM109 197V196H108ZM164 197V196H163ZM173 197V196H172ZM186 197H188V198H185L186 200H188L189 199V196H186ZM245 197V198H246ZM257 197H259V195L257 196ZM112 198V197H111ZM197 198V197H196ZM260 198V197H259ZM123 199V198H122ZM121 199V200H122ZM125 199V198H124ZM123 199V200H124ZM254 199H257V198H254ZM102 200H103V198H102ZM128 200V199H127ZM191 200H193L194 201V195H193V198L191 199ZM202 200H205V198H203L202 197ZM228 200H231V199H227V202H228ZM264 200V199H263ZM110 201V200H109ZM201 201V200H200ZM241 201H243V200H241ZM248 201H250L249 199H248ZM120 202V201H119ZM125 202V201H124ZM190 202V201H189ZM218 202V201H217ZM256 202V201H255ZM104 203V202H103ZM192 203V202H191ZM190 203V206H193L192 204ZM194 203V202H193ZM240 203V202H239ZM242 203V202H241ZM110 204V203H109ZM195 204V203H194ZM198 204L199 203H197L196 202V205L198 206ZM252 204V203H251ZM254 204V203H253ZM116 205V204H115ZM213 205H215L214 203H213ZM249 205V204H248ZM256 205V204H255ZM263 205V204H262ZM121 206V205H120ZM183 206V205H182ZM190 206H189V208H190ZM195 206V205H194ZM197 206H195V209H197L196 207ZM104 207V206H103ZM201 207V206H200ZM185 208H187V206L185 207ZM193 208V207H192ZM192 208H190V210L192 209ZM262 208V207H261ZM184 209V208H183ZM222 209V208H221ZM239 209H241V208H239ZM243 209V208H242ZM263 209V208H262ZM180 210V209H179ZM185 210V209H184ZM183 210V211H184ZM193 210V209H192ZM249 210V209H248ZM257 211V210H256ZM103 212V211H102ZM187 212H188V210H187ZM190 212V211H189ZM188 212V213H189ZM192 212V211H191ZM195 212H198V211H196V210H193V212H192V219L190 218L189 219V225H188V231H189V233L191 232V229L193 228V226H194V220H195V218L197 217V215H195V216H193V214L195 213ZM233 212V211H232ZM237 211H235V212H233V213H236ZM200 213V212H199ZM168 215V214H167ZM170 215V214H169ZM182 215H184V214H182ZM166 216V215H165ZM173 216V215H172ZM260 216V215H259ZM185 217H186V215H185ZM240 217V216H239ZM194 218V219H193ZM264 218V217H263ZM262 218V219H263ZM238 219V218H237ZM261 219V218H260ZM261 219V220H262ZM179 220V219H178ZM228 221V220H227ZM226 221V222H227ZM250 221H251V219H250ZM263 222H264V219L262 220ZM223 222V221H222ZM235 222V221H234ZM208 223V222H207ZM211 223V222H210ZM228 223V222H227ZM232 224V223H231ZM237 224V222L235 223V225ZM252 224H253V222H252ZM161 227V226H160ZM207 227V226H206ZM210 227H213V226H210ZM256 228H257V226H255ZM259 228V227H258ZM258 228L256 229V231L258 230ZM262 228V227H261ZM215 229V228H214ZM221 229V228H220ZM231 229V228H230ZM199 230V229H198ZM264 230V229H263ZM260 231V230H259ZM199 232H201V230L199 231ZM91 233V232H90ZM93 233V232H92ZM145 233V232H144ZM236 233H237V231H236ZM149 234H151V235H153L152 233H149ZM157 235V234H156ZM161 235V234H160ZM218 235H221V234H218L216 231H213L212 229L211 230H208L207 231V234H205V236H204V238L203 239H200L197 243L198 244H194L195 246H196V250L193 252L192 251V254L191 255H193V257H195V259H196V261H198V263L199 264H209V263H211V261H213V259L215 258V253H211V251L213 250V248H214V246H216L217 245V241H218V243L220 242V239H219V236ZM237 235V234H236ZM239 235V234H238ZM237 235V236H238ZM90 237V236H89ZM155 237V236H154ZM200 237V236H199ZM239 237V236H238ZM149 238V237H148ZM236 238V237H235ZM89 239V238H88ZM94 239H95V237H94ZM151 239H153V238H151ZM211 239H212V241H211ZM264 239V238H263ZM91 240H93V239H91ZM96 240V239H95ZM150 240V239H149ZM148 240V241H149ZM205 240H208L209 241V243H205ZM156 241V240H155ZM91 242V241H90ZM237 242L238 241H236V244H237ZM92 243H93V241H92ZM95 243V242H94ZM93 243V244H94ZM216 244V245H215ZM87 245H88V243H87ZM92 245V244H91ZM142 245V244H141ZM141 245H140V247H141ZM259 245V244H258ZM262 245V244H261ZM94 246V245H93ZM143 246V245H142ZM88 247V246H87ZM139 247V246H138ZM145 247H146V245H145ZM148 247V246H147ZM238 247V246H237ZM241 247V246H240ZM259 247V246H258ZM91 248H92V246H91ZM224 248H226V247H224ZM244 248V247H243ZM260 248V247H259ZM181 249V248H180ZM258 250V249H257ZM85 251H86V245H83V246H81V248H80V254H82V253H85ZM191 251V250H190ZM233 251H234V249H233ZM137 252V251H136ZM139 253V252H138ZM225 253V252H224ZM140 254V253H139ZM138 254V255H139ZM122 255V254H121ZM188 256V255H187ZM257 256H258V253H257ZM247 257V256H246ZM222 258V259H221ZM117 259V258H116ZM228 259V260H227ZM187 260V259H186ZM230 259L228 258V256H226L225 255V257H218L217 259H214V262H212L213 264H215V263H220V262H226V261H229ZM183 261V260H182ZM261 261H263L262 259H261ZM209 262V263H208ZM246 263H249V264H252V262H253V260L251 259V258H246V261H245ZM195 263V262H194ZM211 263V264H212ZM234 263H237V262H235V260H234ZM233 264V263H232Z\"/></svg>","mask_w":264,"mask_h":264}]
</instances>
